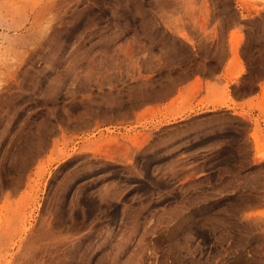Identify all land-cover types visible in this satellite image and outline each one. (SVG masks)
Wrapping results in <instances>:
<instances>
[{
  "label": "rangeland",
  "instance_id": "374dc122",
  "mask_svg": "<svg viewBox=\"0 0 264 264\" xmlns=\"http://www.w3.org/2000/svg\"><path fill=\"white\" fill-rule=\"evenodd\" d=\"M0 264H264V0H0Z\"/></svg>",
  "mask_w": 264,
  "mask_h": 264
},
{
  "label": "bare ground",
  "instance_id": "6f19581e",
  "mask_svg": "<svg viewBox=\"0 0 264 264\" xmlns=\"http://www.w3.org/2000/svg\"><path fill=\"white\" fill-rule=\"evenodd\" d=\"M238 42H236V44H237ZM237 45H235V47H236ZM238 76H239V74H238Z\"/></svg>",
  "mask_w": 264,
  "mask_h": 264
}]
</instances>
